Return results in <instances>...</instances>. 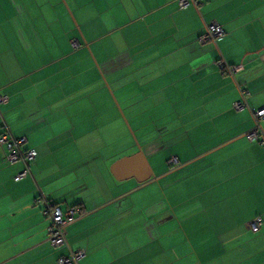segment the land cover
I'll use <instances>...</instances> for the list:
<instances>
[{
  "label": "crops",
  "instance_id": "0c3cea01",
  "mask_svg": "<svg viewBox=\"0 0 264 264\" xmlns=\"http://www.w3.org/2000/svg\"><path fill=\"white\" fill-rule=\"evenodd\" d=\"M69 1L75 48L68 0H0V132L36 151L17 177L25 165L6 164L0 146V264L67 253L47 241L45 203L82 211L65 227L68 246L85 251L73 264H264V144L246 138L251 110L264 106V0ZM100 9L106 42L90 32L104 26ZM211 21L224 33L201 43ZM117 107L151 167L145 182L110 172L137 151L107 148L125 138Z\"/></svg>",
  "mask_w": 264,
  "mask_h": 264
},
{
  "label": "built area",
  "instance_id": "2783aa9c",
  "mask_svg": "<svg viewBox=\"0 0 264 264\" xmlns=\"http://www.w3.org/2000/svg\"><path fill=\"white\" fill-rule=\"evenodd\" d=\"M179 7H185L187 5L198 6L201 4L203 0H176ZM224 33L221 26L211 21L205 24V27L200 35H198V40L201 43L208 41H215L220 38ZM79 45L78 41L73 42V46L77 47ZM217 64L220 67H224V63L221 61H217ZM227 71L235 72L239 67L237 66H228ZM240 99L233 103L235 109L239 110L246 107L245 95L247 90L239 89ZM6 97L0 94V103L5 101ZM251 114L253 115L255 125L249 132L246 133V138L250 141H258L261 144H264V134L261 133L259 127V120L264 119V106L251 110ZM3 130L0 132V146L4 148V156L3 161L7 163H13L16 161H21L25 167L24 169L17 174V177H23L29 172V163H31L35 156L36 151L33 148L26 147V138L23 136L15 137L4 125ZM172 163H176V159H170ZM44 214L50 218L49 226H48V236L47 241L53 246H65L67 249V253L64 255H60L59 258H56V264H73L78 261L80 257H83L85 254L84 249L72 250L71 247L68 246L66 238H65V227L75 221L78 217L82 215V211L79 210L78 207H70L66 210H60V208L56 205H50L45 203V209L43 210ZM262 224V219L260 217L253 218L249 225L252 229H258Z\"/></svg>",
  "mask_w": 264,
  "mask_h": 264
},
{
  "label": "rangeland",
  "instance_id": "374dc122",
  "mask_svg": "<svg viewBox=\"0 0 264 264\" xmlns=\"http://www.w3.org/2000/svg\"><path fill=\"white\" fill-rule=\"evenodd\" d=\"M68 4L66 6H64L67 10V13H68V16L69 18L71 19V21L73 22V24L75 25V31L73 30L72 32V36H74V39L73 41L77 38H79L80 34H82L81 30L77 29L78 28V25L76 26L75 24V21H76V17H75V12L73 10V6L70 4V1L68 0L67 2ZM68 6V7H67ZM100 11L102 13H99L98 15L101 16L100 18L102 19L103 23H104V26L103 27H99V28H95L93 30H91L90 32L95 35V36H101V40L106 42L107 39L110 40L111 36L109 37V34H108V28L106 27V18H107V10L105 9H100ZM77 15V14H76ZM79 16V15H77ZM83 16V15H82ZM81 16V17H82ZM77 22V21H76ZM83 32L86 33V30L83 29ZM87 34V33H86ZM77 35V36H76ZM121 36V34L118 35V37ZM113 37H117V35L113 36ZM72 40V39H71ZM77 40V39H76ZM72 44V43H71ZM72 47L75 48V46H73L72 44ZM87 49V53H89V55H91V50L89 47H86ZM92 58V56H91ZM93 60V58H92ZM100 76V75H99ZM104 81V79H103ZM106 85V84H105ZM114 95V93H113ZM112 96V95H111ZM114 97H116L114 95ZM120 98V96H118ZM116 99V98H115ZM121 101V100H120ZM118 102V101H117ZM118 111V114L116 113V118H117V121H118V124L121 125L123 131H125V138L123 137H119L116 135V137L111 141V143L108 145V150L111 152L110 154H115V157H119V156H122V155H125V154H128L132 151V147H129L131 145H139L140 141L137 137V135L135 134V131L133 129V126H131V124L129 123L128 119L126 120L125 118V114L124 112L120 109V108H116ZM123 113H122V112ZM116 128V133H117V126L115 127ZM145 130L146 132L148 133V143H147V152L150 153V157L151 158H148L152 164H156V163H159V161L162 159V158H157L158 155L156 153V150L158 148V144H156V139H155V128L154 127H150V125L146 126L145 127ZM103 144H100V146H102ZM142 149V147H141ZM143 151V149H142ZM144 153V152H143ZM145 155V154H144ZM146 156V155H145Z\"/></svg>",
  "mask_w": 264,
  "mask_h": 264
},
{
  "label": "water",
  "instance_id": "95a60500",
  "mask_svg": "<svg viewBox=\"0 0 264 264\" xmlns=\"http://www.w3.org/2000/svg\"><path fill=\"white\" fill-rule=\"evenodd\" d=\"M137 151L129 156L116 159L111 166L110 172L117 180L134 177L139 183L145 182L153 177L151 167L137 144Z\"/></svg>",
  "mask_w": 264,
  "mask_h": 264
}]
</instances>
